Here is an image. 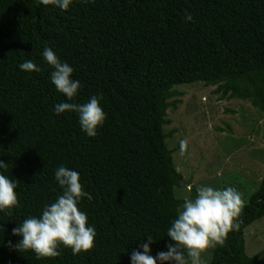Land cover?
<instances>
[{"label": "trees", "instance_id": "trees-1", "mask_svg": "<svg viewBox=\"0 0 264 264\" xmlns=\"http://www.w3.org/2000/svg\"><path fill=\"white\" fill-rule=\"evenodd\" d=\"M45 46L74 69L82 86L74 101L52 83ZM26 60L41 71L21 70ZM195 82L264 115V0H74L68 10L0 0V159L7 164L0 173L18 183L21 204L12 216L0 212V264H132L147 236L153 257L167 251L174 243L167 230L184 200L175 195L182 175L163 127L177 103L169 102L173 88ZM100 94L107 119L96 137L82 131L78 114L54 111ZM60 166L79 172L93 197L79 208L95 227L96 246L78 255L61 246L59 257L38 260L15 247L22 237L12 229L62 194ZM262 217L264 178L240 229L208 264H264L245 254L243 241L244 229Z\"/></svg>", "mask_w": 264, "mask_h": 264}, {"label": "clouds", "instance_id": "clouds-1", "mask_svg": "<svg viewBox=\"0 0 264 264\" xmlns=\"http://www.w3.org/2000/svg\"><path fill=\"white\" fill-rule=\"evenodd\" d=\"M74 0H40L45 6H55L61 10H68ZM77 2L95 4L96 0H77ZM184 19L193 21L191 13L185 12ZM42 56L47 64L54 69L51 81L56 90L62 93L67 101H74L78 90L82 87L78 80L72 78L74 69L66 62H61L54 51L45 46ZM19 68L27 72H40L41 68L31 60H26ZM99 96L93 95L86 103L60 102L55 105L57 115L69 112L78 114L82 131L89 137H96L98 129L102 128L107 119ZM187 141H180V152L187 151ZM7 164L0 159V169ZM55 180L63 190L57 199L46 204L42 214L29 216L21 224L12 229V234L21 236L16 244L19 251L34 252L36 258H56L61 255V246L69 248L73 255L90 253L96 246V230L89 225L88 216L81 211L79 204L83 198L89 201L93 197L80 182V174L65 166L55 170ZM18 183L0 173V212L8 216L19 209L16 189ZM194 198L185 199L177 211L171 226L167 230V237L174 243L166 245L167 251L158 252L155 257L150 253L153 237L147 236V243H141L142 252L133 250L132 264H206L205 255L216 249L225 247L230 233L238 231L243 223L242 216L246 202L243 194L234 187L216 189L211 186H199L195 189ZM0 229L3 226L0 225ZM11 246V242H9Z\"/></svg>", "mask_w": 264, "mask_h": 264}, {"label": "rangeland", "instance_id": "rangeland-1", "mask_svg": "<svg viewBox=\"0 0 264 264\" xmlns=\"http://www.w3.org/2000/svg\"><path fill=\"white\" fill-rule=\"evenodd\" d=\"M201 82L176 85L166 111V145L182 175L175 195L194 198L199 186L234 187L248 203L264 178V115L248 101L221 97ZM187 141L181 155L180 141ZM245 254L264 259V217L243 231ZM213 251V250H212ZM212 251L205 255L209 263Z\"/></svg>", "mask_w": 264, "mask_h": 264}]
</instances>
